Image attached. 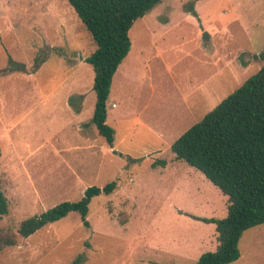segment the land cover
<instances>
[{"label":"rangeland","instance_id":"rangeland-1","mask_svg":"<svg viewBox=\"0 0 264 264\" xmlns=\"http://www.w3.org/2000/svg\"><path fill=\"white\" fill-rule=\"evenodd\" d=\"M129 35L107 102L111 148L92 123L96 46L74 8L0 0V233L16 236L0 264H195L216 249V225L202 219L225 218L228 197L171 146L264 66V0H163ZM113 181L88 226L72 212L19 234L28 218ZM239 250L231 264H264V224Z\"/></svg>","mask_w":264,"mask_h":264},{"label":"trees","instance_id":"trees-1","mask_svg":"<svg viewBox=\"0 0 264 264\" xmlns=\"http://www.w3.org/2000/svg\"><path fill=\"white\" fill-rule=\"evenodd\" d=\"M162 1L68 0L96 46L87 58L94 70L96 94L92 123L111 148L115 129L107 122V102L113 78L131 51L129 33L134 23ZM257 57L264 60V51ZM171 150L177 159L202 172L228 197L225 218L202 219L216 225L218 244L195 264H231L239 260V243L245 231L264 224V66L184 132ZM128 160L135 161L130 157ZM161 164L166 166L165 161ZM118 186L113 181L103 188L90 187L81 200L60 203L40 216L28 218L19 234L27 238L72 212H79L88 226L93 198L111 194ZM8 213V200L0 191V216ZM15 244L14 234L0 233V251Z\"/></svg>","mask_w":264,"mask_h":264},{"label":"water","instance_id":"water-1","mask_svg":"<svg viewBox=\"0 0 264 264\" xmlns=\"http://www.w3.org/2000/svg\"><path fill=\"white\" fill-rule=\"evenodd\" d=\"M204 37H205L206 39H209V35H208L207 33L204 34Z\"/></svg>","mask_w":264,"mask_h":264},{"label":"crops","instance_id":"crops-1","mask_svg":"<svg viewBox=\"0 0 264 264\" xmlns=\"http://www.w3.org/2000/svg\"><path fill=\"white\" fill-rule=\"evenodd\" d=\"M119 70V69H118ZM70 104H71V101H70ZM72 105V104H71Z\"/></svg>","mask_w":264,"mask_h":264}]
</instances>
